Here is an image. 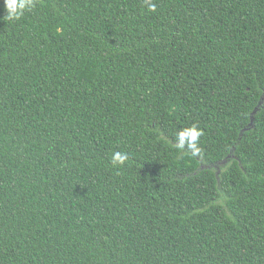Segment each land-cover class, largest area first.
Segmentation results:
<instances>
[{"label": "trees", "instance_id": "trees-1", "mask_svg": "<svg viewBox=\"0 0 264 264\" xmlns=\"http://www.w3.org/2000/svg\"><path fill=\"white\" fill-rule=\"evenodd\" d=\"M152 3L0 0V264H264V0Z\"/></svg>", "mask_w": 264, "mask_h": 264}, {"label": "clouds", "instance_id": "clouds-1", "mask_svg": "<svg viewBox=\"0 0 264 264\" xmlns=\"http://www.w3.org/2000/svg\"><path fill=\"white\" fill-rule=\"evenodd\" d=\"M37 0H4L5 17L9 21L20 19L26 11H30L36 6ZM149 11H155V5L152 0H145ZM203 130L196 124L182 128L175 134L176 146L191 152L193 155H199L201 152L200 138L203 136ZM129 159L125 152H114L112 155V165L123 166Z\"/></svg>", "mask_w": 264, "mask_h": 264}]
</instances>
